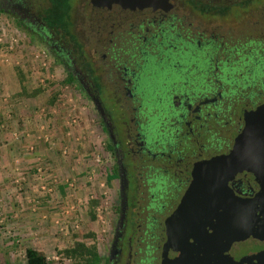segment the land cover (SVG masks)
Returning a JSON list of instances; mask_svg holds the SVG:
<instances>
[{
    "label": "flooded vegetation",
    "instance_id": "flooded-vegetation-1",
    "mask_svg": "<svg viewBox=\"0 0 264 264\" xmlns=\"http://www.w3.org/2000/svg\"><path fill=\"white\" fill-rule=\"evenodd\" d=\"M52 1L0 0V12L45 45L88 100L104 89L112 101L115 117L105 108L98 114L119 183V216L99 264H162L168 221L197 165L232 156L249 118L264 113V14L245 19L261 4L88 0L74 41L52 29ZM236 6L248 26L240 35ZM223 15L231 18L226 31ZM261 190L253 177L238 174L226 194L247 201Z\"/></svg>",
    "mask_w": 264,
    "mask_h": 264
},
{
    "label": "rangeland",
    "instance_id": "rangeland-1",
    "mask_svg": "<svg viewBox=\"0 0 264 264\" xmlns=\"http://www.w3.org/2000/svg\"><path fill=\"white\" fill-rule=\"evenodd\" d=\"M87 1L53 0L52 29L75 41ZM249 1L261 5L245 19H262L264 0ZM231 13L240 35L248 29L244 12L236 6ZM221 20L230 29L231 18ZM68 75L45 45L0 12V264H25L28 249L50 264H78L66 251L79 243L102 255L109 249L119 183L108 135L95 104ZM100 100L115 117L104 89Z\"/></svg>",
    "mask_w": 264,
    "mask_h": 264
},
{
    "label": "water",
    "instance_id": "water-1",
    "mask_svg": "<svg viewBox=\"0 0 264 264\" xmlns=\"http://www.w3.org/2000/svg\"><path fill=\"white\" fill-rule=\"evenodd\" d=\"M94 103L103 117L101 100ZM238 174L261 183L256 199L226 194L229 179ZM193 178L185 200L168 221L162 264H264L263 111L249 118L232 156L197 165ZM127 188L124 180V202Z\"/></svg>",
    "mask_w": 264,
    "mask_h": 264
},
{
    "label": "trees",
    "instance_id": "trees-1",
    "mask_svg": "<svg viewBox=\"0 0 264 264\" xmlns=\"http://www.w3.org/2000/svg\"><path fill=\"white\" fill-rule=\"evenodd\" d=\"M69 84L74 83L75 79L70 75L67 79ZM67 257L73 259L78 264H99L98 252L96 247H88L79 243L66 251ZM26 264H50L47 258L34 249L26 251Z\"/></svg>",
    "mask_w": 264,
    "mask_h": 264
},
{
    "label": "built area",
    "instance_id": "built-area-1",
    "mask_svg": "<svg viewBox=\"0 0 264 264\" xmlns=\"http://www.w3.org/2000/svg\"><path fill=\"white\" fill-rule=\"evenodd\" d=\"M11 41L16 42V40L13 37H12ZM13 42H11V44H13ZM11 49H12V47H11ZM40 56H45V53L40 55ZM40 56L38 55L37 57H40ZM33 149H34V147H31V150H33Z\"/></svg>",
    "mask_w": 264,
    "mask_h": 264
},
{
    "label": "crops",
    "instance_id": "crops-1",
    "mask_svg": "<svg viewBox=\"0 0 264 264\" xmlns=\"http://www.w3.org/2000/svg\"><path fill=\"white\" fill-rule=\"evenodd\" d=\"M42 201V200H41Z\"/></svg>",
    "mask_w": 264,
    "mask_h": 264
}]
</instances>
